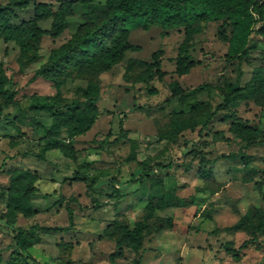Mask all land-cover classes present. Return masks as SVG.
I'll use <instances>...</instances> for the list:
<instances>
[{
  "label": "rangeland",
  "instance_id": "obj_1",
  "mask_svg": "<svg viewBox=\"0 0 264 264\" xmlns=\"http://www.w3.org/2000/svg\"><path fill=\"white\" fill-rule=\"evenodd\" d=\"M7 1L0 0V5ZM37 1L57 6V0H28L14 9L11 22L31 19ZM85 12V6L76 4L65 29L55 37L43 35L36 59L24 67L32 53L31 40L26 39L21 50L15 41L0 36V79L3 72L9 77L0 89L17 90L8 101L0 91V264L12 260L17 228L66 226L68 207L73 227L39 230L37 242L27 250L36 260L109 264L119 234L109 232H119L118 222L132 229L141 221L145 224L139 232L141 248L137 250L127 237L128 244L113 264H133L139 254L141 264H264V241L239 248L249 235L233 226L248 208L264 206V182L258 189L256 174L250 182L242 179L244 168L238 154L221 156L241 151L250 156V166L257 173L264 167V144L242 146L245 131L233 122L246 119L264 130V90L254 98L235 97L233 103H224L200 130L202 119L223 100L227 84L235 81L239 70V85L245 87L257 68L264 72L261 40L251 36L255 48L238 65L237 60L227 58L231 47L228 19L202 20L198 32L183 26L164 30L157 23L136 19L126 24L127 36L139 48L125 50L109 69L93 70L73 59L52 62L50 57L62 56L69 40L94 29ZM54 21L52 15L38 24L49 29ZM181 43L199 61L187 71L176 70ZM158 48L163 50L161 78L148 65ZM44 66H53L48 71L55 80L36 73ZM257 77L261 80L263 73ZM175 85L181 88L176 95ZM88 86L99 89L94 106L82 102ZM41 98H53V106L29 108ZM72 101L79 102L78 108L71 106ZM70 109H74L72 114ZM59 118L69 119L57 136L62 146L46 150L42 160L24 154L26 150L38 152L44 142L39 124L49 125ZM184 122L189 125L175 133ZM22 170L30 173L23 180L38 189L31 195L32 210L17 209L8 215L6 191ZM168 187L186 198V205L150 210L154 197ZM159 217L166 222L170 218V224L156 231L154 222Z\"/></svg>",
  "mask_w": 264,
  "mask_h": 264
},
{
  "label": "trees",
  "instance_id": "obj_2",
  "mask_svg": "<svg viewBox=\"0 0 264 264\" xmlns=\"http://www.w3.org/2000/svg\"><path fill=\"white\" fill-rule=\"evenodd\" d=\"M28 0H8L5 4L0 5V36L6 40L15 41L21 50H24L27 42L30 39V49L32 51L25 60L22 66H26L33 62L37 57L39 49V41L43 35L55 37L59 35L67 26V16L73 12V7L80 4L86 7V17L94 23V29L86 30L76 39H71L67 42L63 55L60 57L51 56L52 62L59 59L65 61L74 60L86 68L93 70H107L112 65L123 58L125 50L128 48H139V45H133L128 40L127 23L136 19H141L143 23H157L164 30L172 29L176 26H183L187 31L198 32L200 30L199 22L202 20H219L228 19L231 26L230 43L227 58L237 60L238 65L242 61H246L250 55V50L255 48V44L251 42V36H256L264 45V0H104L102 3H96L93 0H57V6L54 8L52 2L37 1L34 4L33 16L28 21H20L18 24L11 22L10 17L16 16L14 9L20 8L27 3ZM54 16L55 21L51 28L44 29L39 26V20L46 19L49 16ZM252 37V38H253ZM29 40V41H30ZM186 45L181 43L179 50L182 53L176 57V70L187 71L199 61L194 60L187 52ZM163 54L161 48L156 49L151 53V61L148 63L150 68H154V73L161 78L164 75L159 67L160 57ZM36 73L44 77H50L55 80L56 77L49 75L48 70H54L53 66L50 69L44 66ZM241 70L238 71V76L234 82H229L224 93L223 100L215 106V109L207 114L205 119H202L200 130L206 126L210 118L215 115L216 111L222 107L224 103H233L235 97L254 98L256 93L264 90V72L261 68L255 70L256 74L251 79L248 87L240 86L239 79ZM263 73V77L259 80L257 76ZM0 85L4 86L9 82V77L5 73H1ZM35 75L31 77L33 80ZM173 94L181 92L178 85L174 86ZM4 93L6 100H11L17 93L16 89H0ZM99 89L97 86H88L83 89L85 96L82 101L84 105L91 106L96 103L99 98ZM264 96V94H263ZM179 100L185 103V99L180 95ZM53 98H41L30 103L29 108L33 109H50L54 103ZM73 108H78L79 102H71ZM74 109H70V114ZM71 116V115H70ZM69 119H53L49 125L39 124L44 130V142L38 152L31 150L24 151L26 155H32L38 159L45 158L46 150L55 147H61L62 143L58 139L60 127L67 124ZM83 120H81L82 122ZM233 122L239 125V129L245 131V143L242 146H249L254 143L264 144V130L262 131L256 125H249L246 119H233ZM37 123V122H36ZM182 125L188 126V123L179 124L176 127V132L182 130ZM72 130H77L78 127H70ZM120 131H123L122 120L119 122ZM240 156L244 174L242 179L250 182L252 177L258 179L254 184L260 189V182H264V167L257 173L250 166V156L244 152L222 154L221 156L235 157ZM171 163L166 164L170 166ZM149 167L148 170H150ZM258 171V170H257ZM146 175L149 173L146 171ZM29 171L22 170L16 173L10 185H8L6 195V205L8 215H14L15 211L21 210L29 213L32 210L31 195L38 189L28 178ZM260 177V178H259ZM79 178V176L77 177ZM161 182V179H158ZM94 181L88 184L91 187ZM264 196V192H263ZM154 205L149 208L163 209L174 205H186V198L177 195L176 189L173 187L165 188L160 192L154 201ZM98 203H95L97 206ZM69 224L62 227L39 226L33 224L27 229L17 228L13 234L14 248L12 251V260L10 264H49L36 260L27 250L38 240V231L50 230H69L73 227L72 209L68 207ZM167 219V217H166ZM170 218L165 221V217H159L154 222L155 230L168 226ZM145 226L144 222L139 221L135 227L128 229L123 224L118 222V231L111 230L109 233L117 232L115 238L116 249L109 255L110 263L113 264L115 258L122 254L123 246L128 244V238L132 239V244L138 250L141 248L140 230ZM234 227L244 228L249 237L245 239L239 248L250 243H260L264 241V206H252L248 208L243 215L233 224ZM142 250V249H141ZM133 264H141V254L133 259Z\"/></svg>",
  "mask_w": 264,
  "mask_h": 264
}]
</instances>
